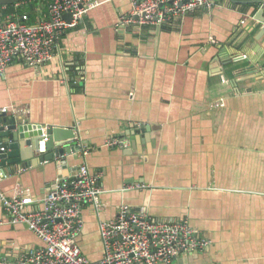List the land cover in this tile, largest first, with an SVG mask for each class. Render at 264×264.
I'll use <instances>...</instances> for the list:
<instances>
[{"label":"crops","instance_id":"crops-1","mask_svg":"<svg viewBox=\"0 0 264 264\" xmlns=\"http://www.w3.org/2000/svg\"><path fill=\"white\" fill-rule=\"evenodd\" d=\"M130 8L131 0H103L58 36L47 63L15 62L0 74V114L22 107V122L71 127L91 146L84 156L73 145L46 161L40 156L53 149L38 155L22 145L19 158L0 166V190L11 194L18 185L40 198L85 162L103 172L98 212L83 207L75 239L90 259L101 255L98 219L125 203L152 218L187 219L211 240L170 264H264V22L254 18L257 8L221 0L162 26L119 24ZM110 137L129 147L104 146ZM131 182L144 187L122 189ZM40 244L25 225L9 222L0 203V257Z\"/></svg>","mask_w":264,"mask_h":264},{"label":"built area","instance_id":"built-area-1","mask_svg":"<svg viewBox=\"0 0 264 264\" xmlns=\"http://www.w3.org/2000/svg\"><path fill=\"white\" fill-rule=\"evenodd\" d=\"M17 1V9L21 2ZM103 0H49L43 14L32 23L22 12L10 14L0 23V74L11 63L38 67L53 56L58 36L72 28L91 9ZM213 0H131L130 10L121 15L118 23L128 25L162 26L195 9H211ZM6 4H1L4 9ZM69 13L70 19L63 17ZM219 106H223L220 100ZM3 109L18 116L24 108ZM42 131L35 153L46 152L49 140L48 125L36 124ZM77 138V137H76ZM81 154L91 146L80 138L75 139ZM104 146L128 148L129 141L110 137ZM0 150H3L0 147ZM23 167L18 166L21 172ZM103 172L91 170L87 163L78 164L70 174L54 180L40 198H33L28 188L15 186L11 194L0 190V203L12 224H23L41 241L37 247H29L12 257H0V264H170L173 258L185 251H202L211 240L197 232L187 219L173 220L152 218L145 211H136L128 204L120 203L114 216L98 219L97 231L101 255L90 259L76 242L82 232L84 220L81 211L91 206L95 212L100 207V184ZM5 176V175H3ZM140 182L125 183L122 189L142 188Z\"/></svg>","mask_w":264,"mask_h":264},{"label":"water","instance_id":"water-1","mask_svg":"<svg viewBox=\"0 0 264 264\" xmlns=\"http://www.w3.org/2000/svg\"><path fill=\"white\" fill-rule=\"evenodd\" d=\"M22 0H0L1 4H11ZM232 3L237 4H250L256 7L257 10L254 14V18L260 22H264L263 12H264V0H230ZM63 17L70 19V14L65 13ZM0 166L4 163L14 162L17 157L22 155V145L30 146L31 154L35 152L37 141L39 135L42 133L41 130L35 124L24 123L21 118L13 115H7L6 113L0 114ZM147 127H143L145 130ZM46 134L49 140L46 144L47 150H52L53 153H48L47 155L40 156L41 160H50L54 156H61L65 152H69L73 149L75 144L76 134L73 128H62V127H51L46 130ZM78 147V146H77ZM28 157L21 158V160H28ZM19 160V159H17ZM1 169V167H0ZM3 171V170H1Z\"/></svg>","mask_w":264,"mask_h":264},{"label":"trees","instance_id":"trees-1","mask_svg":"<svg viewBox=\"0 0 264 264\" xmlns=\"http://www.w3.org/2000/svg\"><path fill=\"white\" fill-rule=\"evenodd\" d=\"M49 0H26L21 2L17 9L14 8V4H6L4 9H0V23L6 18V16L12 14V17H15V14L26 13L28 16L27 22L32 23L35 21L38 16V8L40 4L48 2ZM215 3L221 2V0H213ZM15 3V2H14ZM1 7V5H0ZM46 11V10H45ZM62 35V34H61ZM60 35V36H61Z\"/></svg>","mask_w":264,"mask_h":264}]
</instances>
